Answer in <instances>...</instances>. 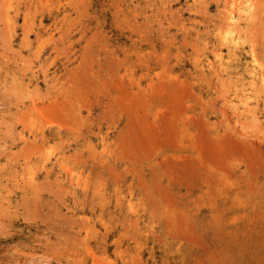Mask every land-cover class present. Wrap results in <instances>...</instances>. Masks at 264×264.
<instances>
[{"label":"rangeland","instance_id":"obj_1","mask_svg":"<svg viewBox=\"0 0 264 264\" xmlns=\"http://www.w3.org/2000/svg\"><path fill=\"white\" fill-rule=\"evenodd\" d=\"M253 52L264 0H0V264H264Z\"/></svg>","mask_w":264,"mask_h":264},{"label":"bare ground","instance_id":"obj_2","mask_svg":"<svg viewBox=\"0 0 264 264\" xmlns=\"http://www.w3.org/2000/svg\"><path fill=\"white\" fill-rule=\"evenodd\" d=\"M216 1V0H215ZM239 2V1H238ZM228 4V3H227ZM260 16V15H259ZM262 19V18H261ZM15 23V22H14ZM253 23V22H252ZM261 27H263V26H261ZM224 41V40H223ZM231 43H233V41H231ZM235 43V42H234ZM225 44V43H224ZM231 45V44H230ZM233 45V44H232ZM231 45V46H232ZM238 45V44H237ZM253 45V44H252ZM237 47V46H236ZM235 47V48H236ZM227 48H228V46H227ZM252 48V47H251ZM238 50V49H237ZM235 51V50H234ZM248 51V50H247ZM237 53V52H236ZM241 54V53H240ZM244 54H245V52H244ZM236 56H240L239 54L238 55H236ZM249 56V55H248ZM232 58V57H231ZM9 59V58H8ZM229 59V58H228ZM14 61V60H13ZM9 62V61H8ZM14 63V62H13ZM247 66H249V65H247ZM250 66H251V68H252V73H253V76L255 77V79H257L258 81H260L261 83L263 82L264 83V75H263V70H261L258 66H259V64L257 63V59H256V56H255V53L253 52V54H251V64H250ZM250 70V69H249ZM240 71V70H239ZM247 72V71H246ZM237 74V73H236ZM247 74V73H246ZM234 75V74H233ZM239 75H240V73H239ZM236 76V75H235ZM251 76V75H250ZM240 77V76H239ZM19 79V78H18ZM240 79H241V77H240ZM239 79V80H240ZM249 79H251V78H249ZM17 80V79H16ZM238 80V79H237ZM13 81H14V79H13ZM247 81V80H246ZM252 81V80H251ZM249 83V82H248ZM259 83V82H258ZM17 85L19 86L20 84L19 83H17ZM252 85V84H251ZM25 86V85H24ZM34 86V85H33ZM17 87V86H16ZM258 87V86H257ZM15 88V87H14ZM20 88V87H19ZM19 88H18V90H19ZM22 88V87H21ZM255 88V87H254ZM260 88V87H259ZM23 90V89H22ZM25 90V89H24ZM255 90V89H254ZM35 91V90H34ZM251 91H253V90H251ZM21 93V92H20ZM264 93V92H263ZM20 95V94H19ZM40 113V112H39ZM42 117H43V115H42Z\"/></svg>","mask_w":264,"mask_h":264}]
</instances>
